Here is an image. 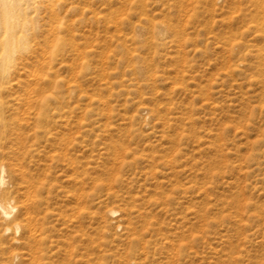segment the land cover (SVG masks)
<instances>
[{"label":"rangeland","instance_id":"1","mask_svg":"<svg viewBox=\"0 0 264 264\" xmlns=\"http://www.w3.org/2000/svg\"><path fill=\"white\" fill-rule=\"evenodd\" d=\"M49 3L2 80L0 264H264V0Z\"/></svg>","mask_w":264,"mask_h":264},{"label":"bare ground","instance_id":"2","mask_svg":"<svg viewBox=\"0 0 264 264\" xmlns=\"http://www.w3.org/2000/svg\"><path fill=\"white\" fill-rule=\"evenodd\" d=\"M21 1L22 0H0V92L3 91L2 80L5 78V76L9 72L14 55L22 51H27L28 47L30 49L31 46H29L28 44L29 43L28 37H30L29 35L31 34L29 33L34 32L36 28V24L35 23L33 24L31 20L27 21V18L21 19L22 16H20V14L18 13L19 11L21 10L23 11L24 9L22 8ZM49 1L50 0H28L30 4L28 6H31L30 9L35 12V11H38L39 8L41 7H45V9L48 8L50 4ZM249 2L253 4L254 2H257V0H249ZM52 5L50 4V6ZM259 5H261V1L259 2ZM246 12H248V10ZM252 22H253L252 20L249 21V23H252ZM47 40L48 39L46 37H43V46L38 47V48H41L39 49L41 54H43V52L46 50ZM52 48H56V46H53ZM45 92L49 94L46 99L43 97V94ZM52 92H53L52 89L44 90V88L38 89L36 91V93L40 95V101H39L40 110L37 113V118H38V122L41 127H44V125L48 123V119L51 116V113L50 114H47V113L50 111L48 102L50 101L49 100V98H51L50 93ZM5 109L3 108V103L0 101V140L6 136L8 124L12 122L11 118H9V121L11 122H8L7 120L8 116L5 113ZM53 109L51 108V110ZM4 172H5L4 165L0 164V188L6 183ZM1 197L2 195L0 193V220L2 222V225H4L3 231H9L11 228L13 229L12 231H14V229L17 230L20 227L19 223L10 224L8 222L11 211H13L16 207L11 205V203L9 202V198L7 196L3 198ZM108 213L113 214L114 211L108 210Z\"/></svg>","mask_w":264,"mask_h":264}]
</instances>
